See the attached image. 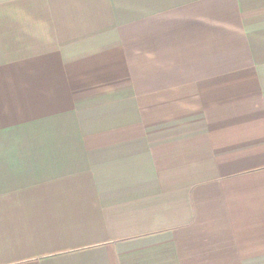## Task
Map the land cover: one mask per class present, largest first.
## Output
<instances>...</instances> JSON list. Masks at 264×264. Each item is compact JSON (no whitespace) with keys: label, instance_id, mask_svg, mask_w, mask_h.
Segmentation results:
<instances>
[{"label":"crops","instance_id":"obj_1","mask_svg":"<svg viewBox=\"0 0 264 264\" xmlns=\"http://www.w3.org/2000/svg\"><path fill=\"white\" fill-rule=\"evenodd\" d=\"M0 264H264V0H0Z\"/></svg>","mask_w":264,"mask_h":264}]
</instances>
